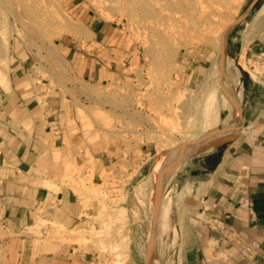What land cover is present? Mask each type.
I'll list each match as a JSON object with an SVG mask.
<instances>
[{"label":"crops","instance_id":"0c3cea01","mask_svg":"<svg viewBox=\"0 0 264 264\" xmlns=\"http://www.w3.org/2000/svg\"><path fill=\"white\" fill-rule=\"evenodd\" d=\"M70 40L16 58L0 88V264H95L54 236L98 213L71 180L113 198L148 162L156 102L150 79L132 75L118 27L84 14ZM227 50L240 68L239 113L183 162L160 213L176 229L175 264H264V71L254 77L243 64L264 66V4ZM80 109L94 117V143Z\"/></svg>","mask_w":264,"mask_h":264},{"label":"rangeland","instance_id":"374dc122","mask_svg":"<svg viewBox=\"0 0 264 264\" xmlns=\"http://www.w3.org/2000/svg\"><path fill=\"white\" fill-rule=\"evenodd\" d=\"M262 4L264 0H0V88H7L16 58L54 51L76 36L82 15L92 14L118 27L126 58L135 66L132 75L150 79L156 102L144 170H135L132 181H121L129 189L113 198L105 185L93 188L84 179L71 180L85 206L98 201V213L89 226L59 227L55 237L88 253L95 264H175L176 229L160 222V213L175 198L167 188L183 162L201 149V143L190 144L207 140L232 113H239L240 104L231 96L241 89L240 68L227 47ZM243 64L254 77L264 71L257 58L252 67ZM210 92L216 94V104L209 109ZM207 108L213 111L210 118ZM79 116L84 139L94 143V117L82 109ZM86 153L92 157L89 148ZM178 158L176 171L167 175ZM165 173L170 179L162 181Z\"/></svg>","mask_w":264,"mask_h":264},{"label":"bare ground","instance_id":"6f19581e","mask_svg":"<svg viewBox=\"0 0 264 264\" xmlns=\"http://www.w3.org/2000/svg\"><path fill=\"white\" fill-rule=\"evenodd\" d=\"M215 96H216V94L215 93H213V92H210L209 94H208V96L206 97L207 99H206V103L208 104L207 106H208V108L210 109V105H214V104H216L215 103ZM223 102V101H222ZM217 106V105H216ZM223 106V105H222ZM207 108V109H208ZM209 109H208V111L206 110V117H207V115L209 116V118H210V115L212 116V114H211V112H213V111H211V112H209ZM220 110H218V111H216V116L219 114L218 112H219ZM215 113V112H214ZM216 118V117H215ZM211 140H212V138H211ZM213 141V140H212ZM202 144H204V143H202ZM201 144V145H202ZM195 146V145H194ZM199 147V146H198ZM195 148V147H194ZM196 148H197V146H196ZM195 148V149H196ZM194 149V150H195ZM199 149V148H198ZM191 152H193V151H191ZM172 158V157H171ZM170 158V159H171ZM175 158V157H174ZM179 159L180 158H178V160L172 165L173 167L171 168V170L169 171V172H167V175H168V173H170L171 171H172V169L173 170H175L174 168H176V166L178 165V163H179ZM171 161H174V160H171ZM171 163V162H170ZM178 167V166H177ZM155 168H158V167H155ZM169 169V168H168ZM159 171V170H158ZM176 171V170H175ZM173 173H175V172H173ZM156 174H158V173H156ZM155 174V175H156ZM171 174V173H170ZM164 174H162V176H163ZM166 173H165V176L161 179V180H163V179H165L166 178ZM174 175V174H173ZM157 176V175H156ZM172 176V175H171ZM168 178L167 179H170L169 178V176H167ZM157 178V177H156ZM156 178H155V182H156ZM161 178V177H160ZM172 179V178H171ZM160 180V181H161ZM169 181H171V180H169ZM162 182V181H161ZM167 182H168V180H167ZM158 184V183H157ZM167 184V183H166ZM156 185V184H155ZM157 188V187H156ZM152 189H153V187H152ZM157 190V189H156ZM184 195V194H183ZM156 220V219H155Z\"/></svg>","mask_w":264,"mask_h":264},{"label":"water","instance_id":"95a60500","mask_svg":"<svg viewBox=\"0 0 264 264\" xmlns=\"http://www.w3.org/2000/svg\"><path fill=\"white\" fill-rule=\"evenodd\" d=\"M225 33H227V31L225 32ZM221 63H222V68H223V66H224V60H222L221 61ZM231 96V95H230ZM231 98H232V100L237 104V100L234 98V96L232 97L231 96ZM204 139H205V137L203 138V140H198V141H194V142H192L190 145H192V146H194V145H198V143H202L203 141H204ZM162 181H165V179H163ZM164 183V182H163ZM162 184V183H161ZM160 196H161V193H160V191L158 192V194H157V203L159 204V202H160ZM156 203V204H157ZM157 206V205H156ZM157 208V207H156Z\"/></svg>","mask_w":264,"mask_h":264},{"label":"built area","instance_id":"2783aa9c","mask_svg":"<svg viewBox=\"0 0 264 264\" xmlns=\"http://www.w3.org/2000/svg\"><path fill=\"white\" fill-rule=\"evenodd\" d=\"M215 221H216V219H215ZM215 221H213L211 224H214V225L217 224V223H215Z\"/></svg>","mask_w":264,"mask_h":264}]
</instances>
